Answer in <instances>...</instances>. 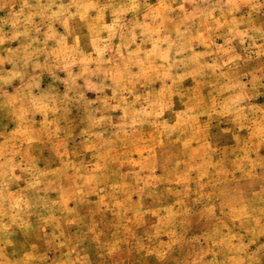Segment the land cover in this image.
I'll list each match as a JSON object with an SVG mask.
<instances>
[{
    "label": "rangeland",
    "instance_id": "obj_1",
    "mask_svg": "<svg viewBox=\"0 0 264 264\" xmlns=\"http://www.w3.org/2000/svg\"><path fill=\"white\" fill-rule=\"evenodd\" d=\"M0 264H264V0H0Z\"/></svg>",
    "mask_w": 264,
    "mask_h": 264
}]
</instances>
